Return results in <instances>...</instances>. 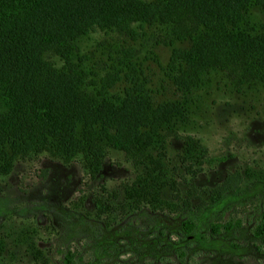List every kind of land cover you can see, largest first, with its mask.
Listing matches in <instances>:
<instances>
[{
    "label": "rangeland",
    "instance_id": "rangeland-1",
    "mask_svg": "<svg viewBox=\"0 0 264 264\" xmlns=\"http://www.w3.org/2000/svg\"><path fill=\"white\" fill-rule=\"evenodd\" d=\"M249 12L264 26L263 7L252 4ZM176 26L134 20L126 31L96 23L77 35L69 58L83 56L88 93L119 71L122 80L107 90L114 100L134 74L154 102L176 100L183 113L141 155L103 141L97 172L81 153L67 161L45 151L1 173L0 264H65L67 252L76 264H264V236L253 233L264 209V83L238 86L211 68L190 91L178 87L172 76L181 66L170 69L172 50L191 42L176 39ZM43 58L55 68L69 59L53 50ZM151 157L172 181L158 176ZM187 219L195 222L192 232L183 227Z\"/></svg>",
    "mask_w": 264,
    "mask_h": 264
},
{
    "label": "trees",
    "instance_id": "trees-1",
    "mask_svg": "<svg viewBox=\"0 0 264 264\" xmlns=\"http://www.w3.org/2000/svg\"><path fill=\"white\" fill-rule=\"evenodd\" d=\"M252 4L264 8V0H0V174L45 151L67 161L81 153L85 167L97 172L103 141L128 156L141 155L159 130L183 113L176 100L154 102L134 74L114 100L107 90L122 80L119 71L88 93L83 56L77 62L69 57L78 50L77 35L90 26L116 25L127 31L134 20L174 22L176 39L191 42L174 48L170 58L171 70L181 66L173 82L184 90L200 85L211 68L225 70L238 86L251 79L264 83V26L248 19ZM46 50L69 59L55 68L43 58ZM186 139L189 150L197 146L191 136ZM157 165L158 176L172 181L165 165ZM183 227L192 232L194 220H184ZM253 233L264 236V209ZM65 264H76L71 252Z\"/></svg>",
    "mask_w": 264,
    "mask_h": 264
}]
</instances>
